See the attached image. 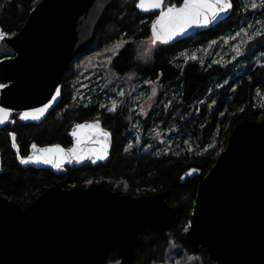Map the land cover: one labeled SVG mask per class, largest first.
<instances>
[{"label":"trees","instance_id":"trees-1","mask_svg":"<svg viewBox=\"0 0 264 264\" xmlns=\"http://www.w3.org/2000/svg\"><path fill=\"white\" fill-rule=\"evenodd\" d=\"M39 1L0 0V29L17 32ZM136 1L115 0L106 10L91 42L63 71L60 101L40 124L15 121L0 129V196L24 207L58 181L65 188L101 183L129 196L168 190L165 200L176 217L167 227L143 230L135 264H214L204 248L186 244L183 234L198 184L234 125L242 118L264 121V3L231 0V14L214 27L173 45L148 47L155 15L138 12ZM242 27L247 33L241 54L226 51L219 42ZM117 43L118 51H107ZM146 82L159 84L160 93L140 116L136 107ZM113 100L118 106L110 112ZM95 120L111 134L106 163L55 175L18 162L17 154L26 156L33 145L69 147L70 128ZM191 168L199 174L180 181ZM118 261L112 249L105 264Z\"/></svg>","mask_w":264,"mask_h":264},{"label":"water","instance_id":"water-1","mask_svg":"<svg viewBox=\"0 0 264 264\" xmlns=\"http://www.w3.org/2000/svg\"><path fill=\"white\" fill-rule=\"evenodd\" d=\"M114 2L40 0L17 32L9 35L0 29L5 33L0 40V108L10 113L0 129L11 128L15 121L40 124L48 116L60 101V94L54 102L52 97L57 89L61 93L63 71L91 42ZM138 2L136 10L154 14L153 23L162 9L145 11L136 6ZM181 4L182 0L176 6ZM232 8L216 21L193 26L166 45L214 27ZM49 104L40 119H20L24 112ZM77 124L68 132L69 147L50 144L36 146V150L74 147L76 137L71 133ZM89 131L82 130L81 137ZM80 147L87 150L100 145L88 141ZM111 147L110 134L105 159L72 160L59 169L50 164L21 163L34 154L33 148L24 157L17 154V160L24 166L63 175L67 169L106 163ZM2 171L0 153V174ZM198 174L191 168L180 181ZM167 194L168 190H161L129 196L101 183L65 188L58 181L24 207L0 196V264H105L112 249L118 252L117 264H135L134 252L143 230L167 227L176 217L175 207L165 200ZM183 240L194 249L204 248L214 264L264 262V121L242 118L234 125L225 148L198 184Z\"/></svg>","mask_w":264,"mask_h":264},{"label":"snow or ice","instance_id":"snow-or-ice-1","mask_svg":"<svg viewBox=\"0 0 264 264\" xmlns=\"http://www.w3.org/2000/svg\"><path fill=\"white\" fill-rule=\"evenodd\" d=\"M264 3V0H262ZM138 8L150 11L155 9H162L159 12L157 19L151 26V44L155 46L157 42L168 43L175 39L177 36L182 35L188 29L193 26H206L210 22L216 21L218 17L232 8L231 0H182L180 6L175 4L166 5L165 0H139L136 5ZM253 8L257 7L255 3L251 5ZM257 32L256 35H260ZM239 35V33L237 34ZM5 33L0 31V40L4 39ZM251 38V37H250ZM122 47L121 43H117L113 48L108 49L109 52L118 51ZM234 51L237 55H240L239 46ZM195 59V56L190 57ZM60 90H56V94L52 97L54 102L59 96ZM123 95V93H120ZM152 95H156V89L152 90ZM51 106L45 105L34 111H26L20 115L22 120H38ZM117 102L113 100L108 111H116ZM10 113L0 108V124H4L9 119ZM90 130L87 135L81 137L82 130ZM76 137V144L74 147L65 150L59 146L36 150V145H33V149L36 150L32 156L27 159H22L21 163H43L50 164L53 167L59 169L64 163H71L72 160L81 162L84 159H90L94 156L97 160L105 159L107 156V145L110 138V134L103 131L100 128L99 122L88 124H77L75 130L71 133ZM95 137V139H93ZM103 137L101 140L100 138ZM13 147H16L15 136H12ZM91 141L93 144L100 145L99 148H88L87 150L81 148V144ZM131 147V145H129ZM90 154V155H89ZM95 162V161H93Z\"/></svg>","mask_w":264,"mask_h":264},{"label":"rangeland","instance_id":"rangeland-1","mask_svg":"<svg viewBox=\"0 0 264 264\" xmlns=\"http://www.w3.org/2000/svg\"><path fill=\"white\" fill-rule=\"evenodd\" d=\"M238 33H239V35H237ZM245 33H247V29L242 27L239 30L235 31L234 33L224 36L222 38V40L219 42V44H221L223 46L225 45L226 51L233 52V50L237 46H239V44H240L243 36L245 35ZM147 42H148L147 46L150 47L152 45L151 39ZM145 84H146V87H145L146 92L142 93L140 95L141 98L139 99L137 107H136L137 113L140 116H144L147 113L151 104L155 101L156 97L160 93L159 84H157L155 82H146ZM154 88L156 89V95L155 96L152 95V90Z\"/></svg>","mask_w":264,"mask_h":264}]
</instances>
